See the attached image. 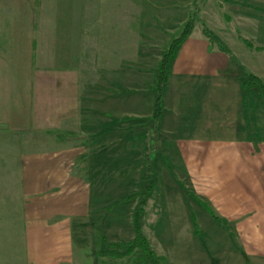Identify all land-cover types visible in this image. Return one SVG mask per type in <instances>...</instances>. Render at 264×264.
<instances>
[{
    "label": "crops",
    "instance_id": "1",
    "mask_svg": "<svg viewBox=\"0 0 264 264\" xmlns=\"http://www.w3.org/2000/svg\"><path fill=\"white\" fill-rule=\"evenodd\" d=\"M193 1L0 0V132L22 147L17 176L8 182L17 188L23 264H112L119 259L98 255L106 250L102 239L134 238V204L108 208L117 185L132 180L119 173L129 164L119 167L118 159L150 152L144 120L153 98L144 95ZM226 1L200 2L201 22L170 68L157 152L171 171L163 164L169 177L159 184L167 189L166 217L175 218L166 223L190 216L199 231L200 201L233 249L221 253L220 264H264V97L201 26L264 84V0ZM144 77L146 87L137 83ZM188 198L195 209L182 206ZM213 257L206 264H215Z\"/></svg>",
    "mask_w": 264,
    "mask_h": 264
},
{
    "label": "rangeland",
    "instance_id": "2",
    "mask_svg": "<svg viewBox=\"0 0 264 264\" xmlns=\"http://www.w3.org/2000/svg\"><path fill=\"white\" fill-rule=\"evenodd\" d=\"M199 22H201L200 19ZM202 24L204 23L202 22ZM181 29L182 27L179 31L176 32L175 36L179 34ZM236 73L239 78L241 77L243 81H245L240 70L237 69ZM150 77L151 78L149 79L150 81H152L153 79V83V75H151ZM137 83H139V85L143 84V86L145 87L147 86V80L145 79V77L143 80L138 79ZM134 92L137 93L139 91L135 90ZM144 98H149L150 101H152L153 95L151 93H149L148 95L145 94ZM261 99L263 100L262 96ZM143 106L145 107V105ZM140 124V121L136 123V125L139 126ZM137 130L138 129L134 130L135 134L137 133ZM158 134L159 133L157 130V135ZM29 140L32 139L30 138ZM18 141V138L6 136L5 134L0 132V146L5 148L4 153L2 155L0 154V161L4 163V170L0 171V174L2 173L1 176L4 178L5 181H7L5 182L6 185H0V264H23V258L21 255L22 250L17 249V243L20 242V244L22 245L23 242L22 232L19 233L16 231V226H18L17 222H19L20 218L16 206L18 197V195H16L17 188L16 186L11 185L10 182H8L11 181L10 179L15 178L18 172L17 168L19 164V150H22V147L19 148L18 146ZM147 155L148 154L119 155V167L129 164V167H127V171L123 170L119 171V173L123 177L131 176L132 180L129 179V181H126V184L124 185H117V189L115 192L116 195H113L111 197L112 205L115 204L114 202H116L114 201L116 200L115 198H120L124 195L126 196L132 193V190L133 192L141 190L142 185L139 178L143 171V162L147 158ZM149 155V157L153 161V177L155 183L152 197L146 204V217H144V225L142 228V232L145 238L148 240L149 245L154 251V253L162 259V264H190V261L195 257H198L200 260H202V264H206V259L212 258L213 254L216 256L213 257L215 259V264H220L221 259H224L223 262H226L225 256H223V254L221 255V253L227 252L230 254L233 253V249H228V239L226 238V236H224L223 232L221 231V228L219 227V224L221 223L214 221L212 217H210L208 213H206L201 208H197L194 211H197V215L195 214L197 218H195L200 226L199 231L197 232H195L193 222L190 216L178 217L176 219V224L171 222L169 224L166 223V221L168 222L170 218L171 221L175 220V218L174 216L170 218L166 217L167 214H170V216L172 214L169 212H164L167 211L165 209L166 204L162 201L163 196L161 195L163 194V190L166 188L163 184L159 183H162V178L169 177L166 174L167 172L164 171L165 161L169 163V159L167 160L164 154H159L158 152L152 154L149 153ZM131 158H134L132 163H130ZM136 180H138V182H136ZM165 192H167V189ZM190 201L191 199L188 198L186 202H182L181 204L182 206L186 205V207H189L190 204V206L195 209L194 204L190 203ZM131 203H133L135 206V202ZM128 217H131V214L128 215ZM215 222H217L218 224ZM177 227L181 229V232H175L177 230ZM119 229L120 236L126 235L124 226L119 227ZM75 236L76 235L74 234V237ZM74 244L76 249H78L79 243L76 239H74ZM88 254L91 253L89 252ZM105 261L107 260L99 259V262L97 263V261L94 260V264H104ZM114 261L115 262H113L112 264L132 263V260L130 258ZM91 262L93 261L91 260Z\"/></svg>",
    "mask_w": 264,
    "mask_h": 264
},
{
    "label": "trees",
    "instance_id": "3",
    "mask_svg": "<svg viewBox=\"0 0 264 264\" xmlns=\"http://www.w3.org/2000/svg\"><path fill=\"white\" fill-rule=\"evenodd\" d=\"M203 0H194L192 9L190 11L187 21L183 24L181 31L177 36H173L166 49L162 52L160 61L153 72L154 85L149 89V93L153 95V106L151 116L144 120L148 125L150 131V154L157 152V130L162 122L164 114L163 97L167 86L168 75L170 68L186 38L191 33L195 23L199 22V3ZM220 3H229L226 0H219ZM203 35L211 42L217 45L218 50L229 56L230 63L241 71L243 78L247 85L262 94L264 97V84L256 77L245 71L231 55L228 48L222 41L213 34L204 24H202ZM244 44L251 48L250 44ZM147 155L143 162V171L140 175L142 188L140 191L132 192L120 199L119 202L109 206V210L117 207L120 204L135 202V206L131 211V227L133 230L134 238L127 243H108L102 239V244L106 246L105 251L99 252L100 257H111L115 259L132 260L131 264H162V259L158 257L149 245L148 240L142 232L143 219L145 216V207L147 202L151 199L154 188V169L153 161ZM166 168L171 171L169 164L165 161ZM184 188V186L182 185ZM186 191V190H185ZM187 192V191H186ZM187 195H191L187 192ZM200 205L206 212L217 222H220L212 212V210L204 203Z\"/></svg>",
    "mask_w": 264,
    "mask_h": 264
}]
</instances>
